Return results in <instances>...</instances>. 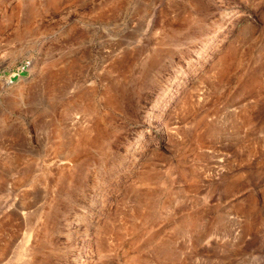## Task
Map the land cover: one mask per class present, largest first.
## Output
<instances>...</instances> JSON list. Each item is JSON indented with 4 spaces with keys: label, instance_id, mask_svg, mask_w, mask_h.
Masks as SVG:
<instances>
[{
    "label": "rangeland",
    "instance_id": "rangeland-1",
    "mask_svg": "<svg viewBox=\"0 0 264 264\" xmlns=\"http://www.w3.org/2000/svg\"><path fill=\"white\" fill-rule=\"evenodd\" d=\"M0 264H264V0H0Z\"/></svg>",
    "mask_w": 264,
    "mask_h": 264
},
{
    "label": "bare ground",
    "instance_id": "bare-ground-1",
    "mask_svg": "<svg viewBox=\"0 0 264 264\" xmlns=\"http://www.w3.org/2000/svg\"><path fill=\"white\" fill-rule=\"evenodd\" d=\"M30 10H31V8H30ZM32 13V12H31Z\"/></svg>",
    "mask_w": 264,
    "mask_h": 264
}]
</instances>
